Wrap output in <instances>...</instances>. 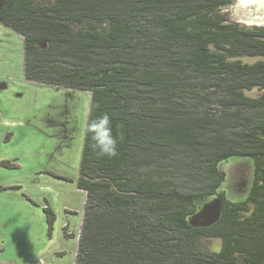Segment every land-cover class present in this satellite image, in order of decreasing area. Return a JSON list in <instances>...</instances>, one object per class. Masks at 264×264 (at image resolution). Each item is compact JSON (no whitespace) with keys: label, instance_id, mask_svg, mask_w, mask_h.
<instances>
[{"label":"trees","instance_id":"16d2710c","mask_svg":"<svg viewBox=\"0 0 264 264\" xmlns=\"http://www.w3.org/2000/svg\"><path fill=\"white\" fill-rule=\"evenodd\" d=\"M234 0H4L0 24L24 41L26 81L92 97L115 157L86 130L77 187L86 194L75 264H264V25L230 22ZM243 58H259L254 64ZM251 158L245 201L189 218ZM49 232L55 212L44 208ZM219 239V253L209 241Z\"/></svg>","mask_w":264,"mask_h":264},{"label":"rangeland","instance_id":"374dc122","mask_svg":"<svg viewBox=\"0 0 264 264\" xmlns=\"http://www.w3.org/2000/svg\"><path fill=\"white\" fill-rule=\"evenodd\" d=\"M221 14L247 27L263 26L264 0H234ZM23 42L0 25V264H73L76 239H64L60 218L50 233L43 208L61 215L73 202L80 212L71 227L75 230H69L77 235L84 196L74 182L79 178L92 97L85 91L26 81ZM259 60L243 58L248 64ZM246 94L259 98L264 90ZM218 168L226 181L215 195L195 200L198 211L189 218L195 227L219 219L223 195L231 202L245 201L249 195L253 159L231 158ZM205 245L216 253L222 248L219 239ZM63 249L65 256H60Z\"/></svg>","mask_w":264,"mask_h":264},{"label":"clouds","instance_id":"9594fccd","mask_svg":"<svg viewBox=\"0 0 264 264\" xmlns=\"http://www.w3.org/2000/svg\"><path fill=\"white\" fill-rule=\"evenodd\" d=\"M90 134L93 150L101 157H115L118 154V141L113 134L111 118L107 113L93 119L87 126Z\"/></svg>","mask_w":264,"mask_h":264},{"label":"crops","instance_id":"0c3cea01","mask_svg":"<svg viewBox=\"0 0 264 264\" xmlns=\"http://www.w3.org/2000/svg\"><path fill=\"white\" fill-rule=\"evenodd\" d=\"M1 25V24H0ZM19 37H21V36H19ZM23 44H24V42H23ZM65 181V180H64ZM74 185L76 186V188H77V191H81V190H79L78 189V187H77V181L76 182H74ZM82 192V194H83V211H82V214H83V219H84V205H85V200H86V194L83 192V191H81ZM78 193V192H77ZM47 201V200H46ZM51 208V207H50ZM68 208V209H67ZM52 209V208H51ZM43 210H44V208H43ZM53 210V209H52ZM60 212H62V211H60ZM78 212H80V209L79 208H77V207H75L74 206V204H73V202H71V204H69V207H65L64 208V212L61 214V215H57L56 216V220H57V218L59 219H61L62 221H61V223H62V228H64V225L65 224H69V228L70 229H72L71 227L73 226V222H75L78 218H79V214H78ZM59 216V217H58ZM83 219L81 220V223H80V221L78 222V224L76 225V231L78 230V232H79V230H80V227H81V225H82V223H83ZM74 227V226H73ZM72 230H75V229H72ZM63 232H64V229H63ZM64 234V233H63ZM64 236V239H67V241H71V239H76V240H74L75 241V247H74V250L72 251V257H73V264H75V259H76V254H77V250H78V243H79V239H78V237L76 236V234H74L73 236H66L65 234L63 235ZM65 249H63V251H62V253L60 254V256H65Z\"/></svg>","mask_w":264,"mask_h":264},{"label":"built area","instance_id":"2783aa9c","mask_svg":"<svg viewBox=\"0 0 264 264\" xmlns=\"http://www.w3.org/2000/svg\"><path fill=\"white\" fill-rule=\"evenodd\" d=\"M45 207H47V206H45ZM81 227H82V225H81ZM81 227H80L79 232H78L77 235H76V236L78 237V239H79V237H80ZM64 234H65L66 236H73V235H74V233L71 232V231L69 230V224H65V225H64Z\"/></svg>","mask_w":264,"mask_h":264},{"label":"water","instance_id":"95a60500","mask_svg":"<svg viewBox=\"0 0 264 264\" xmlns=\"http://www.w3.org/2000/svg\"><path fill=\"white\" fill-rule=\"evenodd\" d=\"M3 7H4V0H0V11L2 10Z\"/></svg>","mask_w":264,"mask_h":264},{"label":"bare ground","instance_id":"6f19581e","mask_svg":"<svg viewBox=\"0 0 264 264\" xmlns=\"http://www.w3.org/2000/svg\"><path fill=\"white\" fill-rule=\"evenodd\" d=\"M263 2V0H258V3H262Z\"/></svg>","mask_w":264,"mask_h":264}]
</instances>
